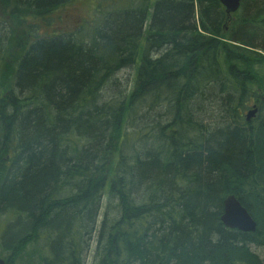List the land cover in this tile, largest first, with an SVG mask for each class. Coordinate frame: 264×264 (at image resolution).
<instances>
[{
  "label": "trees",
  "instance_id": "obj_1",
  "mask_svg": "<svg viewBox=\"0 0 264 264\" xmlns=\"http://www.w3.org/2000/svg\"><path fill=\"white\" fill-rule=\"evenodd\" d=\"M81 1L0 0V257L264 264V0Z\"/></svg>",
  "mask_w": 264,
  "mask_h": 264
},
{
  "label": "water",
  "instance_id": "obj_2",
  "mask_svg": "<svg viewBox=\"0 0 264 264\" xmlns=\"http://www.w3.org/2000/svg\"><path fill=\"white\" fill-rule=\"evenodd\" d=\"M225 8V13L229 16L236 12L239 8L241 0H218ZM257 112L256 106L246 114V121H249L255 116ZM223 210L220 216L221 223L230 229H236L242 232L253 233L257 229V224L248 211L241 205V203L233 196L229 195L223 200ZM0 264H9L0 258Z\"/></svg>",
  "mask_w": 264,
  "mask_h": 264
},
{
  "label": "rangeland",
  "instance_id": "obj_3",
  "mask_svg": "<svg viewBox=\"0 0 264 264\" xmlns=\"http://www.w3.org/2000/svg\"><path fill=\"white\" fill-rule=\"evenodd\" d=\"M84 0H82L80 3H77L76 5H74V7H69L67 8L65 11H62L59 13V15L61 17H63L65 20V25L72 27L73 25L77 24V23H81L82 20H84L85 18H89V8L86 7ZM67 21V22H66ZM118 78H120L123 81V84H128L129 82H132V78H133V72L131 69L123 71L121 73L118 74ZM257 115V113H256ZM255 115V116H256ZM94 246H95V237L94 235H92V240L90 243V249L87 252V259H86V263L87 264H91L92 262V255H93V250H94ZM253 251H255L257 254H261L260 250H256L254 248H252Z\"/></svg>",
  "mask_w": 264,
  "mask_h": 264
}]
</instances>
